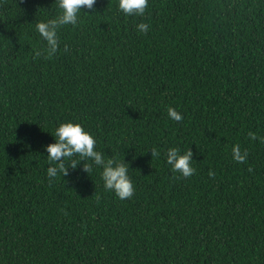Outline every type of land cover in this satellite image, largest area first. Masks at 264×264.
<instances>
[{
  "label": "trees",
  "instance_id": "1",
  "mask_svg": "<svg viewBox=\"0 0 264 264\" xmlns=\"http://www.w3.org/2000/svg\"><path fill=\"white\" fill-rule=\"evenodd\" d=\"M58 13L0 0V264H264V0H148L141 17L96 0L35 57L36 23ZM68 121L128 164L131 199L91 161L49 179ZM173 147L193 152L191 177L173 178Z\"/></svg>",
  "mask_w": 264,
  "mask_h": 264
},
{
  "label": "clouds",
  "instance_id": "2",
  "mask_svg": "<svg viewBox=\"0 0 264 264\" xmlns=\"http://www.w3.org/2000/svg\"><path fill=\"white\" fill-rule=\"evenodd\" d=\"M59 13L55 18L46 22H37L36 31L46 42L43 50H35V57L43 56L45 59L53 58L60 50V40L58 30L67 25L76 26L79 22V13L82 9L92 10L95 7L96 0H56ZM148 7V0H119V10L126 16L141 17L145 14ZM137 31L146 34L149 25L141 22L136 26ZM69 51V45H64V52ZM168 116L177 122L183 117L175 110L169 107L167 109ZM55 142L46 145L47 160L49 167L46 172L49 179L56 178L59 174L68 175V168H76L80 160L91 161L92 163H84V171L90 174L93 170L92 165L95 164L102 168L101 177L104 182L106 191L114 192L120 200L131 199L134 195L135 188L131 178L128 175V164L124 161H118L111 157L105 159L103 153L96 150V139L86 131L79 123L71 121L62 122L55 128L52 134ZM248 136L252 140H256L257 136L254 132H249ZM233 159L238 163H245L248 153L245 150L241 152L239 145L232 148ZM152 158L158 157L160 153L155 149H151ZM193 152L189 148L181 154L178 148H169L166 153L167 164L171 166L174 174L173 178L179 173L184 178L191 177L195 173L192 167ZM78 157L79 159H76ZM209 176L214 178L215 173L209 171Z\"/></svg>",
  "mask_w": 264,
  "mask_h": 264
}]
</instances>
